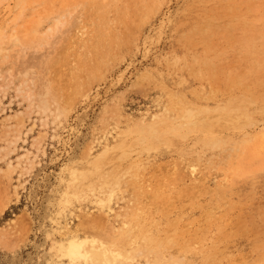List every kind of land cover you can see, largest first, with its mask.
<instances>
[{"label":"rangeland","instance_id":"obj_1","mask_svg":"<svg viewBox=\"0 0 264 264\" xmlns=\"http://www.w3.org/2000/svg\"><path fill=\"white\" fill-rule=\"evenodd\" d=\"M72 238L264 264V0H0V264Z\"/></svg>","mask_w":264,"mask_h":264},{"label":"bare ground","instance_id":"obj_2","mask_svg":"<svg viewBox=\"0 0 264 264\" xmlns=\"http://www.w3.org/2000/svg\"><path fill=\"white\" fill-rule=\"evenodd\" d=\"M27 98L30 99L31 97L28 95ZM39 109L42 111V113L46 114L48 111L46 100L42 102V107ZM60 116L61 115H58V117ZM123 233L124 235H128L126 232ZM87 247V240L72 238L64 247L60 249V252L63 254V256L68 257L71 262H85L90 264H120V258H123L124 255L121 252H115L109 248H99L93 244L90 247Z\"/></svg>","mask_w":264,"mask_h":264}]
</instances>
